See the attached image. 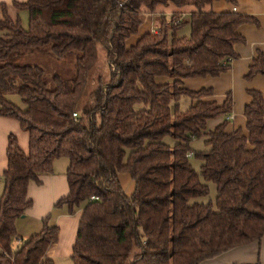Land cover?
I'll list each match as a JSON object with an SVG mask.
<instances>
[{"label": "trees", "instance_id": "16d2710c", "mask_svg": "<svg viewBox=\"0 0 264 264\" xmlns=\"http://www.w3.org/2000/svg\"><path fill=\"white\" fill-rule=\"evenodd\" d=\"M216 0H26L28 25L1 4L0 116L28 133V151L8 135L0 196V264H54L46 255L58 229L42 230L20 245L15 222L31 206L28 184L68 159V194L56 205L82 207L72 264H200L264 237V98L250 90L245 128L226 131L232 98L190 90L186 78L219 76L236 58L237 28L254 19L204 11ZM234 3V0H225ZM191 5V37H177V14L158 17V30L135 44L142 8ZM72 56L74 73L47 78L45 69L18 60L27 49ZM104 52L108 79L89 76ZM264 74L260 56L246 78ZM159 79H166L162 82ZM18 95L23 107L10 100ZM76 114L75 116L73 114ZM223 116L211 131L207 122ZM171 136L173 146L164 142ZM203 139L202 150L192 142ZM202 160L200 171L190 163ZM134 190L126 195L119 174ZM216 186L215 207L196 199ZM260 264V263H255Z\"/></svg>", "mask_w": 264, "mask_h": 264}, {"label": "crops", "instance_id": "0c3cea01", "mask_svg": "<svg viewBox=\"0 0 264 264\" xmlns=\"http://www.w3.org/2000/svg\"><path fill=\"white\" fill-rule=\"evenodd\" d=\"M26 0H0V20L2 19L1 4L6 8L7 14L12 18H20L24 28L28 25L29 15L27 10L18 9L14 3H22ZM204 11L216 13H238L254 19L253 22L241 24L237 33L243 37V41L235 43L233 50L236 58L229 62V69L219 76L197 77L184 79L183 86L190 90L207 88L213 90V97L218 104H222L226 95L232 98V110L229 116L226 131L245 128L243 116L244 107L251 101L250 90H256L264 98V74L258 73L251 78H246L250 67L258 56L264 62V0H234V3L225 0H216L203 7ZM195 11L191 5L180 8L173 4L158 5L154 11L142 8V24L138 33L127 39L128 46L135 44L141 35L146 32H157L158 17L167 19L173 14L179 16L182 23L186 16L190 23V14ZM157 22V23H156ZM183 24V23H182ZM164 82L166 79H159ZM18 96V95H17ZM21 101V99H20ZM15 104V103H14ZM22 104V103H21ZM17 105V104H16ZM19 106V105H18ZM224 120L223 116L211 119L207 122L206 131L213 130ZM17 137L20 148L28 151L29 136L17 120L10 117L0 116V196L3 191V174L7 168L6 148L8 135ZM68 159L65 157L54 160L52 173L39 176V182H29L27 197L31 200V206L25 215L15 222L18 240L13 242V247L20 245L33 234L42 230L43 220L48 218V224L58 229L57 241L50 245L46 255L54 261V264H72V247L75 243L78 225L82 214V207L71 212L66 205L56 203L68 194L66 169ZM119 180L126 195L130 196L134 190V182L127 173L119 174ZM264 264V237L260 241L252 242L227 251L213 259L200 264Z\"/></svg>", "mask_w": 264, "mask_h": 264}, {"label": "rangeland", "instance_id": "374dc122", "mask_svg": "<svg viewBox=\"0 0 264 264\" xmlns=\"http://www.w3.org/2000/svg\"><path fill=\"white\" fill-rule=\"evenodd\" d=\"M187 17L185 16L182 21V26L178 29L176 35L177 37H191L192 35V26L187 21ZM157 23V22H156ZM153 33H155L153 31ZM39 50V49H38ZM31 50L27 49L23 51V56L18 60L20 63L27 64H36L45 69V73L47 78H50L51 75L59 74L65 78H70L74 73V62L72 56L66 57H56L50 53L48 48L45 47L44 51ZM103 77V79H108V65L105 59L104 52H100L99 60L97 61L94 69L92 70L89 76V84L88 89H92L96 84L97 77ZM8 100L11 102L23 107L20 101V97L12 94L7 96ZM164 142L170 146H173L175 141L171 136H166L164 138ZM192 147L194 150H202L204 147L203 139H197L192 142ZM190 163L196 169V171H200V166L202 160L196 156L190 158ZM208 185V193L204 196L197 198L198 202H202L205 204H212L215 207V199H216V186L212 182H207ZM2 187V183L0 184V188Z\"/></svg>", "mask_w": 264, "mask_h": 264}, {"label": "built area", "instance_id": "2783aa9c", "mask_svg": "<svg viewBox=\"0 0 264 264\" xmlns=\"http://www.w3.org/2000/svg\"><path fill=\"white\" fill-rule=\"evenodd\" d=\"M74 116L76 115L75 113L73 114ZM2 252L1 248H0V253Z\"/></svg>", "mask_w": 264, "mask_h": 264}]
</instances>
